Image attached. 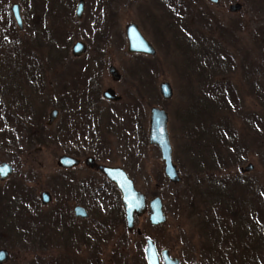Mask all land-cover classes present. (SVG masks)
<instances>
[{
	"label": "rangeland",
	"instance_id": "374dc122",
	"mask_svg": "<svg viewBox=\"0 0 264 264\" xmlns=\"http://www.w3.org/2000/svg\"><path fill=\"white\" fill-rule=\"evenodd\" d=\"M79 1L0 0V30L7 31L6 36L0 34V126L11 124L15 133L10 142L0 141V162L15 166L12 176L0 180V188L10 191L18 184L21 191L29 192L33 206L27 204L21 212L14 208L13 215L30 216L29 209L35 207L32 219L40 222L49 214L53 233V248L41 250L46 247L3 232L0 247L11 253L3 264H35L41 257L53 264H146L148 237L155 239L159 250L168 248L187 264H206L205 257L214 256V250L223 254L230 247L234 249L229 250V262L241 256L255 260L251 249L264 262V0H176V4L171 0H84V12L78 16ZM15 2L22 5L23 29L11 11ZM237 2L242 9L230 11ZM129 22L138 23L155 46L153 56L129 52L125 36ZM34 24L40 39L35 38ZM102 30L113 34L110 44L105 45V37H97ZM56 33L62 34L56 42L63 50L59 60L55 59L57 47L48 45ZM79 40L88 48L75 55L73 46ZM144 61L151 64L149 77ZM83 63L89 66L85 72ZM97 65L100 73H96ZM112 65L121 73L118 80L110 73ZM29 70L33 79L28 77ZM91 72L99 82L97 89L83 79V73ZM163 81L172 85L170 98L160 93ZM107 88H115L121 100L105 99L102 93ZM133 103L139 104L147 134L142 140L133 129L127 130V145L122 137L124 128L131 125L127 105ZM152 106L168 112L180 182L169 180L159 148L148 140ZM54 109L58 114L50 124ZM14 119L24 120L21 127H16ZM120 123L127 126L122 129ZM32 125L35 132H28ZM41 126L49 133L46 139ZM33 133L43 134L45 141L35 140L38 136ZM93 146L107 150L108 155L113 152L114 163L129 172L148 199L162 197L166 222L153 225L147 213L137 217L129 231L121 221L123 209L116 189L83 162V150L91 154ZM63 154L79 157L81 163L61 168L58 159ZM249 163L254 169L242 172ZM203 165L219 177L231 178L229 186L212 187L218 196L223 194L218 190L231 192L232 201L239 204L242 219L236 220L244 228L233 233L231 243L203 234L196 217L186 209L197 176L209 174L199 169ZM87 177H92L88 181L98 191L95 196L83 191ZM187 183L191 185L186 187ZM207 186L201 188L206 191ZM43 190L52 193L48 204L40 200ZM104 192H110L108 198L97 201ZM76 204L85 206L90 218L76 217ZM230 224L235 225L232 220Z\"/></svg>",
	"mask_w": 264,
	"mask_h": 264
},
{
	"label": "trees",
	"instance_id": "16d2710c",
	"mask_svg": "<svg viewBox=\"0 0 264 264\" xmlns=\"http://www.w3.org/2000/svg\"><path fill=\"white\" fill-rule=\"evenodd\" d=\"M24 2L28 4V0H24ZM34 28L38 31V28L35 24H34ZM0 31L2 32V33L0 32L1 36L2 34L4 36L7 35L6 30L3 31V29H1ZM57 34L58 33H56L55 35ZM61 35L62 34H58L55 37V40L52 44H49V41H48V45L52 49L54 46L57 47L58 55H56L55 57V59L57 60L63 58V56H61L63 54L62 53L63 50L60 48L58 43H56L57 37ZM62 42H65V40H62ZM67 43L68 42H66V44ZM31 72L32 70H29L28 77L33 79L34 74H31ZM187 114H191V108L188 109ZM23 121L24 120H19V121H15V119L13 120L16 127H19V126L21 127ZM198 125L202 127L201 124H198ZM11 128L13 129V126L11 124L0 126V141L1 142L3 143L5 141L10 142L13 139L12 137L15 135V133L12 131ZM40 128L42 132L45 131L44 126H41ZM31 129H34V132H35V125L30 126L28 128V132H31ZM34 134H37V133H33V135ZM44 134L46 136L45 137L46 139L49 133L45 132ZM37 136L39 138L36 137L35 140L45 141L43 134H37ZM190 137H193V136H190ZM29 138H30V135H29ZM189 139L191 140V138ZM215 159L212 162H214ZM219 168L220 167H218V169ZM199 169L200 170L205 169L207 171L209 170L208 171L209 174L204 175V176H201V174H199V176H197L194 183L192 182L193 183L192 186L194 187L191 188V192H193V195L192 196L190 195L191 199L188 201L189 204L186 206V209L189 212L191 211V214L196 217V219L198 220L197 224L199 226H202V229L204 230L203 234L210 235L211 238L215 236L217 242L218 241H221V243L226 242V244L231 243V237L235 235L233 233L235 231H237V233H240L239 230H241V228H244V225H242L241 222L237 221L238 219L239 220L242 219V216H239V213H240L239 204L238 203L235 204L232 201L231 192H228V191L225 192V190L223 191V189H222L223 192L218 190L219 193H223L218 196L215 190L212 189V187H216V186L226 187V186L231 185L232 182L229 180L231 178L228 176L227 177L217 176L215 173H212V170L208 166L203 165V168L201 167ZM202 184L208 185L206 191L201 188ZM190 185L191 183H187L186 187ZM186 187L184 188L185 190H187ZM20 188L21 186H19L18 184L15 185V189H10V191H7L4 188H0V239L2 237L3 232L9 231L15 235H18V238L22 241H29L33 245L37 243H39L40 245H44V248L46 247V249H43V247H41L40 248L41 250L52 249L53 248L52 247L53 233L52 231H49L50 229L49 226L51 227V219H50L51 216L49 214H45L46 216L44 220H43V217H41L40 222H36L32 219L33 213L34 211H36L35 207L33 209L30 207L31 209L29 210L30 212H32L30 216H23L24 215L23 213H21L22 217L19 215L17 216L13 215L14 208L17 210V212H21V209H20L21 207H25L27 206V204H29V206L32 205L31 200L28 198L30 197L29 195L30 193L28 192L27 194L23 190L21 191ZM115 189H116L117 195L120 196L118 189L117 188ZM108 196L109 194H106L105 196H102L101 199H106L108 198ZM101 199L98 201H101ZM212 212L214 214H212ZM231 220L235 224L234 225L235 227L230 224ZM207 226L209 227V232H207ZM64 227H66L67 229V226L64 225ZM75 230L76 228L74 226L70 229V233L72 234L73 231ZM83 234L85 236L86 233H83ZM65 239L67 241V238ZM71 240L74 241V239H71ZM230 248L227 249V251L223 250V254L218 249L214 250V253H215L214 256L205 257L206 264H253V263L254 264H264V262L259 257L260 256V254H258L259 252L252 251V249L250 250L251 252L249 253H251L250 256L255 260H250L247 257L241 256V257H235L229 262V253L234 249L232 248L230 250ZM225 253H227L226 256L224 255ZM233 256H236V253L233 254ZM54 262L58 263L57 261H54ZM35 264H53V262L48 261L46 257L45 258L41 257L40 260L37 261Z\"/></svg>",
	"mask_w": 264,
	"mask_h": 264
},
{
	"label": "water",
	"instance_id": "95a60500",
	"mask_svg": "<svg viewBox=\"0 0 264 264\" xmlns=\"http://www.w3.org/2000/svg\"><path fill=\"white\" fill-rule=\"evenodd\" d=\"M214 3H218L220 0H211ZM85 2L80 0L77 7V15L81 16L84 11ZM242 9L240 2L230 5V11L236 12ZM11 11L17 21L20 28H23V16L22 6L19 2H15L11 5ZM128 38L130 42V50L144 51L148 53H155V47L149 42V40L141 33L139 28L135 24H130L128 27ZM86 50V45L83 41H78L73 46V53L78 55ZM112 72L117 76V72L112 68ZM161 93L164 97L170 98L173 95V88L169 82H163L161 84ZM106 96L114 98L112 91H107ZM57 109H54L51 113L50 122L53 121L57 115ZM169 116L165 109L159 107L152 108L151 126H150V142L157 145L161 150V156L165 162V174L174 182L182 181L179 169L173 160V146L170 139V133L168 129ZM80 164V159L63 154L58 159V165L64 168L74 167ZM254 164L249 163L243 167V172L251 171L254 169ZM99 168L106 174V176L113 181L121 192L122 206L124 208L126 225L129 230L135 227L136 216H142L149 212L150 221L155 224H161L166 222L167 214L164 210V202L160 196H156L153 199L147 201L146 195L137 188L134 180L130 175L121 167H113L108 165H101ZM14 171V166L8 162H0V177L4 179L8 177ZM41 200L43 204H48L52 201L51 193L47 190L41 193ZM75 216L80 218H88L90 216L88 210L83 205H76L74 208ZM164 259V264H180V260L177 257L170 255L169 249H163L161 251ZM10 251L5 247H0V264L7 262L10 259ZM145 255L148 264H162L160 261V254L156 246L155 241L152 238L147 239V246L145 248ZM193 264H202L201 262H195Z\"/></svg>",
	"mask_w": 264,
	"mask_h": 264
},
{
	"label": "flooded vegetation",
	"instance_id": "af4514ba",
	"mask_svg": "<svg viewBox=\"0 0 264 264\" xmlns=\"http://www.w3.org/2000/svg\"><path fill=\"white\" fill-rule=\"evenodd\" d=\"M171 2L172 3H177V1L176 0H171ZM84 12V11H83ZM23 22H24V19H23ZM130 24H135L138 28H139V30L141 31V33H143V31H142V29L140 28V26H139V24L138 23H136V22H129L127 25H126V27H125V36L127 37V41H128V50H129V52H131V53H137V54H146V55H154L155 53H156V50H155V53H148V52H144V51H134V50H130V42H129V38H128V34H127V32H128V27H129V25ZM36 25V24H35ZM37 26V25H36ZM104 27H106V25L104 26ZM23 28H24V26H23ZM23 28H20V29H23ZM34 28V27H33ZM37 28H38V26H37ZM34 30L36 31V34H35V38L36 37H38V39H40V37H39V35L40 34H38L39 33V29H38V31L34 28ZM100 31V30H99ZM98 31V34H97V37L98 36H102V37H105V45H107V44H110V41H111V39H110V36L111 37H113V34L111 33V32H107V30H102L101 32H99ZM143 35L145 36V34L143 33ZM146 37V36H145ZM147 38V37H146ZM148 39V38H147ZM149 40V39H148ZM82 41V40H81ZM149 42L152 44V42L149 40ZM83 43L86 45V51H87V43L86 42H84L83 41ZM153 45V44H152ZM154 46V45H153ZM155 47V46H154ZM156 49V48H155ZM84 53V52H83ZM99 60L98 59H95L94 58V62L95 63H99L98 62ZM144 63H146V72H145V76L146 77H149V76H151V64L149 63V61L148 62H146V61H144ZM88 67L89 66H86L84 63H83V72H85L87 69H88ZM100 67H102V64H101V62H100ZM100 67L98 68V65H97V68H96V73H97V71H98V73H100ZM35 68V67H34ZM112 68H114L115 69V71L117 72V76L112 72ZM35 70H37V68H35ZM34 70V71H35ZM109 70H110V73L112 74V76L116 79V80H118V79H120L121 78V73L119 72V70H117V68L114 66V65H112V66H110L109 67ZM94 71V70H93ZM92 73L93 72H91L90 74H88V73H83V79H85V80H87V84L92 88V89H97V85H99V82H98V80L96 79V78H94V76H92ZM143 78H144V75H143ZM84 83V82H83ZM84 85H85V83H84ZM107 91H112V93H113V95H114V98L112 99V98H109V97H107L106 96V92ZM160 93H161V87H160ZM92 95V94H91ZM95 96V95H94ZM102 96L105 98V99H108V100H111V101H114V102H117V101H120L121 100V96L119 95V94H117V92H116V90H115V88H107L106 90H104L103 91V93H102ZM153 107H159V106H152L151 107V109H150V121H149V130H148V140H149V142H150V138H149V134H150V126H151V115H152V108ZM127 108L129 109V110H131V116H130V119H131V125H130V127H127V128H124L125 130H124V132H123V136H125V137H122V139H123V141L124 142H127V145H129V143H130V136L127 134V130H129L128 131V133L129 132H131L130 130L131 129H133V132H135V134H137V135H140V137H141V139L142 140H144L145 138H146V134H147V131H145L144 130V123L142 122V119H143V117H141L142 115H141V113H140V111H139V104H137V103H133V104H131V105H127ZM159 108H161V107H159ZM85 112L87 111V108H86V106H85ZM161 109H164V108H161ZM57 114H58V112H57ZM56 117V116H55ZM54 117V118H55ZM50 118H51V116H50ZM53 122V121H52ZM52 122H50V124L52 123ZM121 125H123V126H121ZM118 126L119 127H122V129H123V127H125V126H127L126 124H122V123H120V125L118 124ZM150 144H152L151 142H150ZM152 145H154V144H152ZM155 146H157V145H155ZM158 147V146H157ZM98 148V147H97ZM95 146H93L92 147V150H91V154H89L88 152H90V150H87V151H84L83 150V162L86 164V167L87 168H89L90 170H92V171H94V172H96V173H98V174H101L102 176H104L105 178H106V180H107V182H109L110 184H112L113 186H114V188H117V186L115 185V183H113L107 176H106V174L99 168V166H101V165H108V166H113V167H121V168H123L128 174H129V172L124 168V167H122V166H120V165H118V164H115L114 163V161H115V159H112V153L113 152H110L109 153V155H108V151L107 150H103L102 148H98L97 149ZM159 148V147H158ZM160 150V149H159ZM84 152H87L88 154H84ZM128 153V152H127ZM160 154H161V150H160ZM69 155V154H68ZM130 155H131V153H130ZM74 156V155H73ZM134 156V155H133ZM76 157V156H75ZM77 158H79V157H77ZM107 158H109V159H111L110 160V162H104V161H102L103 159L104 160H106ZM80 159V163H81V158H79ZM5 161V160H4ZM3 162V161H2ZM9 162V161H8ZM11 163V162H10ZM12 164V163H11ZM13 165V164H12ZM14 166V165H13ZM61 167V166H60ZM61 168H64V167H61ZM71 168V167H70ZM70 168H67V169H70ZM243 169V168H242ZM14 172H15V166H14V171H13V173H11L8 177H6V178H4V179H1V177H0V180H2V181H4V180H7L10 176H12L13 174H14ZM242 172H243V170H242ZM130 175V174H129ZM131 176V175H130ZM91 178V179H90ZM86 180L84 181V179H83V191H86L88 194H90L91 196H95V195H97V193H98V191L97 190H95L94 188L92 189V183H91V181H88L89 179L90 180H92V177H87V178H85ZM118 189V188H117ZM43 191H45V190H43ZM42 191V192H43ZM47 191H49V190H47ZM41 192V193H42ZM50 192V191H49ZM120 192V191H119ZM51 193V192H50ZM106 194H110V192H104V195L103 196H105ZM101 195V194H100ZM51 196H52V193H51ZM121 196V195H120ZM102 198V197H101ZM52 199H53V196H52ZM40 200H41V195H40ZM103 199H101V201H102ZM98 201V200H97ZM41 202H42V200H41ZM43 203V202H42ZM76 205H81V204H76ZM75 205V206H76ZM122 205V204H121ZM75 206H74V208H75ZM85 207V206H84ZM86 208V207H85ZM122 209H123V206L121 207ZM75 213V212H74ZM123 216H124V218L122 217V219H121V221L124 223H126V219H125V213H124V209H123ZM181 264H187V263H184L182 260H181Z\"/></svg>",
	"mask_w": 264,
	"mask_h": 264
}]
</instances>
